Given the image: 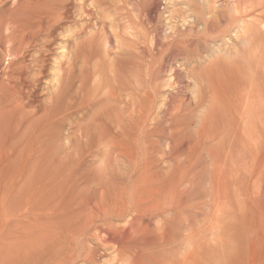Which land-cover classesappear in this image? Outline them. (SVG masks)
Segmentation results:
<instances>
[{
	"label": "rangeland",
	"instance_id": "rangeland-1",
	"mask_svg": "<svg viewBox=\"0 0 264 264\" xmlns=\"http://www.w3.org/2000/svg\"><path fill=\"white\" fill-rule=\"evenodd\" d=\"M13 1L3 0L0 10V264H51L55 233L58 264H85L84 259L90 260L88 264L124 262L126 255L119 258L113 250L100 247L95 230L96 225L115 228L122 223L104 218L77 225L72 213L79 186H69L65 177L68 170L83 171L85 166L87 175L81 172L80 176L89 185L108 181L104 164H114L109 157L118 118L126 131L123 138L136 150L137 162L144 155H157L165 169L175 163L170 158L171 145L187 135L195 139V127L205 113L195 111L196 72L208 63H229L222 48L216 47L227 40L232 8L224 5L211 18L204 14L206 0ZM257 1L243 0L237 8L245 13ZM241 10L236 13L244 14ZM48 11L47 21L42 22ZM35 12L40 23L33 22ZM221 13L223 22L217 16ZM12 20L18 29L4 28ZM29 25L41 32H32ZM43 27H48L45 32ZM241 54L240 62L246 65L252 52ZM207 99L203 100L206 106ZM87 145L93 153L81 160L79 151ZM206 153L204 149L200 157L204 167L200 180L207 195L210 162ZM178 158L179 164L184 157ZM86 167L92 169L89 174ZM125 184L130 186L128 181ZM169 213L154 217L155 232L171 221ZM191 216L188 223L172 224L174 238L160 248V255L172 259L184 240L195 241L188 236L194 227Z\"/></svg>",
	"mask_w": 264,
	"mask_h": 264
},
{
	"label": "bare ground",
	"instance_id": "bare-ground-1",
	"mask_svg": "<svg viewBox=\"0 0 264 264\" xmlns=\"http://www.w3.org/2000/svg\"><path fill=\"white\" fill-rule=\"evenodd\" d=\"M242 1L206 0V6H208V9L204 11L206 16L214 12L218 14L224 5L232 8L231 28L224 37L227 40L223 42V45L216 47L217 49L222 48L225 54V57L223 55L222 57L227 59L226 56H228L229 63H226L225 60L226 64L222 65L208 66L210 64L208 63L206 66L203 65L204 68L195 71L198 73L194 81L195 111L197 110L199 113L205 111V113L199 119L198 127H195L198 133L195 139L187 135L188 137L184 136L175 144H170L173 146L170 149L171 160L174 162L179 159V156H183L184 159L180 160L181 163L178 164L175 161L176 164L165 169L161 163L162 159L158 162L155 158L157 155L155 157L144 155V158L137 162L136 150L134 151V146L123 138L126 131L121 129L118 118V124L116 123L118 126L116 125L117 128L114 132L115 143L110 148V153L113 156L109 157H113L111 161L115 165L113 164L111 167L104 162V170L110 174L108 181L106 179V182H96L97 184L93 185L90 183L89 185L80 176L81 172L86 174L84 173L85 166L82 168L83 171L80 169V171L73 172V168L68 170L70 173L68 177H65L69 179L68 185L76 187L78 184L79 186L78 190L74 189L78 193L77 198L73 200L72 213V218L76 219L75 221L78 220L77 225L79 222L82 226L88 221L90 223L99 222L104 218H115L118 224L122 223L120 227L115 228H108L104 225L95 227L100 237V247L113 250L119 258L126 255V261L123 262L120 259L121 263L117 262L116 264H264V0L249 4L251 8L247 5L250 10L245 13L237 8L239 2ZM2 4L3 0H0V10H2ZM14 4L12 3V5ZM15 7L11 8L16 9ZM5 9L7 8L5 7ZM13 9L11 10L14 11ZM237 10H241L244 14H237ZM7 12L9 11L7 10ZM37 13L35 12L36 17L33 16V22L39 21L40 15L38 13V17ZM48 13L50 12L43 13L42 22L47 21ZM21 15L24 14L20 13ZM217 16L221 22L224 21L225 16L222 13ZM37 17L38 19L35 20L34 18ZM211 18L213 17L211 16ZM28 21L26 20V22ZM208 24L212 27V23ZM3 25L5 26V23ZM18 25L12 20L6 27H3L15 29ZM43 26L45 27V25ZM44 27L45 32L48 27ZM30 28L34 27L30 26ZM208 28L210 29L209 26ZM21 31L23 32V29ZM37 31L34 28L32 32L36 33ZM242 52H252V57L246 61V65L240 62ZM201 79L204 80V84ZM205 96L208 98L207 106L205 105L207 102L204 103ZM191 121L193 120L191 119ZM191 121H187L188 124H186L189 125ZM191 124L193 126V123ZM180 129L178 128V134H181ZM107 131L105 132L107 133ZM100 145L102 144L100 143ZM82 147L84 148L79 149L80 159L90 158L93 153L92 148L89 145ZM148 149L150 150V148ZM204 149L210 162V183L207 195L202 190L200 180L203 167L200 157ZM72 154L75 155L73 152ZM65 157L67 158V156ZM70 165L72 166V164ZM60 170H64L66 173L65 168ZM88 170L86 167L87 172ZM53 176L54 179L57 178L55 175ZM98 176L100 178V172ZM98 176L96 175L97 178ZM97 178L94 180H98ZM127 181L130 182L129 187L125 184ZM72 198L68 200L70 201ZM127 204L130 205L129 208ZM169 212L172 215L169 216L171 221L161 226L160 233L155 232L152 229L154 217ZM190 213L195 228L192 226L193 232L188 236H194L195 241L184 240L172 259L160 255V248L174 238L175 227L172 224L180 220H185L188 223L190 221L188 214ZM166 216L168 217V215ZM57 243L58 238L55 233L52 239L51 264L59 263L60 248ZM89 261V259L83 260L85 264H88Z\"/></svg>",
	"mask_w": 264,
	"mask_h": 264
}]
</instances>
